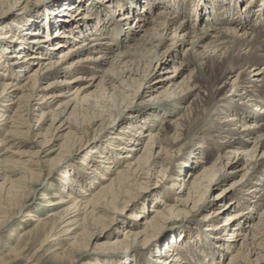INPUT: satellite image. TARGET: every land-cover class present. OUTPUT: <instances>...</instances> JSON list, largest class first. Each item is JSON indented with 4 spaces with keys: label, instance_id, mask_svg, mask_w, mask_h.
<instances>
[{
    "label": "bare ground",
    "instance_id": "1",
    "mask_svg": "<svg viewBox=\"0 0 264 264\" xmlns=\"http://www.w3.org/2000/svg\"><path fill=\"white\" fill-rule=\"evenodd\" d=\"M196 1L0 0V230L44 171L64 186L0 264L46 245L53 264H264V0H203L198 18ZM169 68L203 84L156 78Z\"/></svg>",
    "mask_w": 264,
    "mask_h": 264
},
{
    "label": "rangeland",
    "instance_id": "2",
    "mask_svg": "<svg viewBox=\"0 0 264 264\" xmlns=\"http://www.w3.org/2000/svg\"><path fill=\"white\" fill-rule=\"evenodd\" d=\"M31 1H32V4H30V7L31 6H37L38 8H41L44 5H46L48 2H50L51 0H48V1L44 2L43 4H42V0H31ZM141 7H142V4H138L137 5L138 11H139V9ZM6 11H7V13H12V12L13 13H21V11L19 9H16L14 7H9ZM142 13H145V12H142ZM250 22H252V19L251 18L248 19V22L247 23H250ZM130 23L131 22H129V24ZM43 31H45V30H42V32ZM36 36L37 37H40L39 34H36ZM181 58H179V57L178 58L177 57L175 58V61H177V62H174V64H176V66H177V63L179 62V60H181ZM228 66L231 69H233L232 73H230V75H229L232 78L241 69V67L237 66V64H232V65L229 64ZM167 71H170V72H165V70L163 71V69L158 70V72H156L155 75L156 76L158 75L159 77H156V78L169 77L172 73L173 74H177V73L180 72V68H178L175 72H173V68H169ZM214 75L217 76L218 75V72H215ZM189 79H192V81H190V83H194L193 82V80H194V81H197L199 84H203L202 76L199 75L195 70L192 71V69H188V70H185V71L180 72V74H179V80L184 81V80H189ZM155 81H156L155 79L154 80L152 79V81H151L150 84H154ZM80 82L81 83H84V85L88 84L87 80H85V79H81ZM75 86L76 85H74L73 87H75ZM219 87L220 88L218 89V93L220 92V90H223L224 89L222 84H220ZM71 89H73V88H71ZM155 89H157V88H155ZM90 90H93V88H91ZM65 93L68 94L69 91H67ZM215 93H217V92L215 91ZM149 98H150V94L149 93H146L145 94V97H144L145 103L144 104H141V105H138L137 104V106H134V108L136 109V108L142 107L143 105H145L148 102L149 103L150 102L151 103L152 102L154 103V102L157 101L156 99L150 100ZM58 99H64V97L63 96H58L57 101H56V98H55V101H54V104L55 105L59 102ZM55 105H54V107H55ZM203 109H204V107L201 108V106L195 107V109H193L190 112V116L189 117L192 118V119L193 118H197L202 113ZM252 111H254L253 110V107H252ZM135 121L138 124H142L143 119L137 118V119H135ZM119 126L120 125H116V129H119ZM168 129H169V127H168ZM111 133H113V130L108 132L109 135H111ZM109 135L106 136V137H104V139L102 141H104V142L105 141H108ZM145 141H146V138L143 140V143L142 144H144ZM88 145H91V144H88ZM90 149L91 148L88 147L82 153L73 155V158L70 161V163L75 164V166H77L78 161L82 160L81 159L82 154L83 153H87L88 151H90ZM22 150H27V149L22 148ZM91 167H92L91 164H89L88 166L85 165L84 169L86 170L87 173H91V169H92ZM62 170H63V168H62ZM45 172L46 171H44V173H43L44 177L42 175V178L44 180L41 182L40 185H37L35 187L36 189H35L33 195L31 196V198H29L30 200L28 199V202L23 206V208L20 211H18V213L16 215H14V217L11 220V222L7 226H5L4 228H2V230H0V252L4 250V247L5 248L7 247L6 245H8V243H10V240L13 237L12 235L18 234L19 231L22 230L25 227H27V228L29 227V225H30L31 222L30 221H23V219L27 216L26 215V213H27L26 211H36L37 212L36 213L37 216H41L44 213H47L48 209L52 208V206H47L48 205L47 204V201H48L47 199H41V192H43V191L47 192L48 193V196L51 197V198H48L49 200H55V199L58 198V195H60L59 191H61L62 187H64V186L61 187V185H62V181H61L62 180V177H61L62 176V173L61 172L62 171L57 172L54 169L53 172H51L50 174H48V173L46 174ZM152 179H153V182H154L155 178H152ZM163 181L165 182V180H163ZM227 183H229V180L226 181L225 183H223L222 186H226ZM222 186H219L217 188H213V190H211V193H209L210 194L209 197H211V196L212 197H217V194L216 193L220 190V188ZM150 196H152V194ZM121 217H123V215ZM26 223H27V225H26ZM181 226H182V228L184 227V229H185V220H183L181 218L180 219L175 218L174 220L170 221L169 223H166L164 225V228H162V229H164V230L168 229L167 232H172L175 229H179ZM116 228L117 227H116V224H115V225L112 226V228L109 231L111 233H113V231H115ZM172 234H174V233H172ZM167 235L169 236V233L168 234H162L160 239L161 240L164 239ZM13 245L16 246L17 245V242L14 243ZM43 249L44 250H42V251L34 254V256L32 257V259H34V260L31 262V264H33L34 262H37V261H40V262L45 261V264H53L52 261H51V259L49 258L51 256H50V254H48V251L51 250V248L47 249V245H46V246L43 247ZM128 253H130V252H126V251H125V253L124 252H122V253L120 252V254H119L120 256L118 257V261L119 260H125L126 257H128ZM31 254H32V251H26L25 252V255H26L25 256V259L31 258ZM90 261H92V255L91 254H88V255H83L79 260H76L74 264H89ZM20 264H28V263H26L25 261H22V263H20Z\"/></svg>",
    "mask_w": 264,
    "mask_h": 264
}]
</instances>
